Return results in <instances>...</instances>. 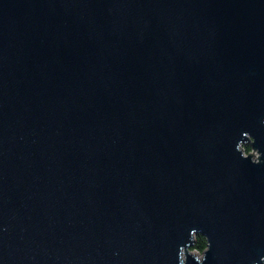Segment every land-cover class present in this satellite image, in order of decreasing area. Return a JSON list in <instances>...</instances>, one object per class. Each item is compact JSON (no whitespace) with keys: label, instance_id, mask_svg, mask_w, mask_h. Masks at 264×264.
Returning <instances> with one entry per match:
<instances>
[{"label":"water","instance_id":"95a60500","mask_svg":"<svg viewBox=\"0 0 264 264\" xmlns=\"http://www.w3.org/2000/svg\"><path fill=\"white\" fill-rule=\"evenodd\" d=\"M0 264H264V0H0Z\"/></svg>","mask_w":264,"mask_h":264},{"label":"trees","instance_id":"16d2710c","mask_svg":"<svg viewBox=\"0 0 264 264\" xmlns=\"http://www.w3.org/2000/svg\"><path fill=\"white\" fill-rule=\"evenodd\" d=\"M245 151L247 153H249L251 151V147L250 146H244ZM207 248V239L204 235L199 234L196 236V241L194 246L192 247L193 250L199 252L200 254H203V252L206 250Z\"/></svg>","mask_w":264,"mask_h":264},{"label":"rangeland","instance_id":"374dc122","mask_svg":"<svg viewBox=\"0 0 264 264\" xmlns=\"http://www.w3.org/2000/svg\"><path fill=\"white\" fill-rule=\"evenodd\" d=\"M250 153H252L255 158L258 156V153H257V151L255 149H251ZM193 252H195V254H197L198 256H201L202 255V254H200L199 252H197L195 250H193Z\"/></svg>","mask_w":264,"mask_h":264}]
</instances>
